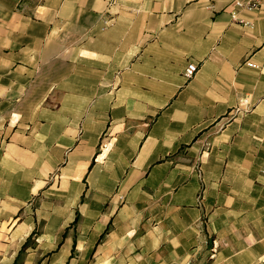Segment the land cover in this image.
Here are the masks:
<instances>
[{
	"label": "crops",
	"instance_id": "1",
	"mask_svg": "<svg viewBox=\"0 0 264 264\" xmlns=\"http://www.w3.org/2000/svg\"><path fill=\"white\" fill-rule=\"evenodd\" d=\"M236 1L0 0V264H264V5Z\"/></svg>",
	"mask_w": 264,
	"mask_h": 264
},
{
	"label": "built area",
	"instance_id": "2",
	"mask_svg": "<svg viewBox=\"0 0 264 264\" xmlns=\"http://www.w3.org/2000/svg\"><path fill=\"white\" fill-rule=\"evenodd\" d=\"M263 5H264V0H237L236 1L237 10H252V9L260 8ZM232 16L236 20L237 19V12L233 11ZM109 24L110 23L107 22V25H109ZM247 63L249 65H253V66L258 67V65L253 63V62H247ZM197 70H198L197 64L190 63L185 69V76L186 77H192L197 72ZM239 103L240 104L237 108L238 110L242 109L243 106L248 105V98L247 97L241 98Z\"/></svg>",
	"mask_w": 264,
	"mask_h": 264
}]
</instances>
